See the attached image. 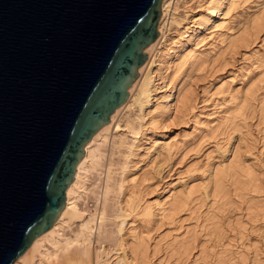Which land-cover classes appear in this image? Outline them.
I'll return each mask as SVG.
<instances>
[{
	"label": "water",
	"instance_id": "water-1",
	"mask_svg": "<svg viewBox=\"0 0 264 264\" xmlns=\"http://www.w3.org/2000/svg\"><path fill=\"white\" fill-rule=\"evenodd\" d=\"M163 0H0V264L66 204L85 147L125 106Z\"/></svg>",
	"mask_w": 264,
	"mask_h": 264
},
{
	"label": "bare ground",
	"instance_id": "bare-ground-1",
	"mask_svg": "<svg viewBox=\"0 0 264 264\" xmlns=\"http://www.w3.org/2000/svg\"><path fill=\"white\" fill-rule=\"evenodd\" d=\"M192 1L163 0L158 27L161 35L146 49L148 60L139 69V77L129 89L125 106L119 107L110 122L86 145L75 180L67 189L65 208L53 227L36 238L14 264H149V241L142 237L139 227H134L136 221L142 217L146 223H152L159 214L166 217L172 211L177 215L190 208L202 192L205 200L212 198L215 203L220 202V206L243 210L242 205H245L250 220L264 219L261 198L264 192L263 175L257 170V165L247 164L236 154L239 150L233 151L228 163L210 168L209 180L202 191L196 187L178 190L173 187L171 195L164 203H158L156 210L145 206L143 197L133 192L129 194V182L133 184V179L136 180L130 176L140 170V153L147 140L153 138L154 144L161 142L162 151H172L169 143L162 141L166 136L164 131L167 120L179 114H191L197 108V100L192 96L193 92H190L193 90L189 87L187 75L189 73L190 77L194 70L198 71L205 66L210 55V49L205 44L208 36L222 33L226 28L222 20L237 3L244 0H203L205 6L200 9L198 16L193 8L187 7L189 12L184 15L183 23L177 14L181 8L179 5L182 2L186 6ZM263 30L264 7L254 14L237 38L229 40V47L235 48V51L247 48ZM247 72L245 77L252 82V86L250 83L243 98H237L236 93L231 95L229 101L234 103L232 106V103H226L230 104L229 107L209 115L215 117L205 125L209 135L217 133L222 124L226 129H240V122L244 121L247 127V120L252 115L256 116V113L264 120V93L260 92H264V74L262 77L261 73L252 76L251 70ZM230 88L221 86L211 96L225 94ZM237 93H240L239 90ZM228 94L231 93L228 91ZM240 97L243 99L241 102ZM161 154V151L158 152V155ZM129 186L134 188L135 181L134 185ZM90 200L93 201L92 205ZM211 218H216V215L208 218L212 222ZM216 219L212 223V232L219 235V238L224 237L222 218ZM129 224L132 232L126 236V225ZM239 225L238 230L243 237L247 225L242 226V222ZM195 238L177 240L173 251H178L180 259L191 257L197 248ZM227 258L218 255L216 263L231 264L232 255Z\"/></svg>",
	"mask_w": 264,
	"mask_h": 264
},
{
	"label": "rangeland",
	"instance_id": "rangeland-1",
	"mask_svg": "<svg viewBox=\"0 0 264 264\" xmlns=\"http://www.w3.org/2000/svg\"><path fill=\"white\" fill-rule=\"evenodd\" d=\"M204 1L193 0L186 6L181 2L179 5L181 8L177 12L179 20H183L184 23V15L189 12L187 7L193 8L198 16L200 9L205 6ZM262 7H264V0H244L237 3L235 8L222 20L226 27L222 33L208 36L205 42L210 49L207 63L200 70L190 73V77L189 73L187 75V82L193 90L190 92H193L192 96L197 100V108L191 114L189 112L170 118L165 124V131L163 130L166 136L162 141L169 143L172 151H162L161 142L154 144L153 138L145 143L143 152L140 153V170L130 176L132 179L136 178L137 181L133 180L137 187L129 186L134 185L132 179L133 184L129 182L128 185L129 194L133 192L143 197L145 206L155 208L154 210L158 209L156 207L158 203L166 201L173 187L177 190L196 187L202 191L209 180L210 168L228 163L233 151L236 150H239L236 154L247 164H253L255 167L257 165V170L263 175L264 180V120L259 117V113H256V116L252 115L251 120H247V127L246 123L241 121L240 124L243 125L244 122V125L243 127L241 125L240 129H231V127L226 129L222 124V129L219 126L217 133L209 135L206 133L209 130L205 126L215 118L209 117L210 114L229 107L232 103V100L231 103L229 101L231 95L236 93L237 98L242 97L250 83L252 86V82L245 77L248 74L247 71L251 70L252 76H258L261 73L262 77L264 74V30L247 48L243 47L235 51V48L229 47V40H232V37L237 38L249 20ZM172 31L174 32L175 29ZM221 86L231 88L227 90V93L225 91V94L219 93L211 96L217 93L216 89ZM228 91L231 94H228ZM260 92L264 93L263 90ZM241 97L240 102L243 100ZM200 123L204 124L201 126ZM153 144L154 148H152ZM160 151L162 154L158 155ZM202 193L200 196L198 194V200L190 208L177 215L172 211L166 217L159 214L152 223L148 221L146 223L142 217L136 221L134 227H139L142 237L147 242L149 241L151 258L149 264H217L218 255L225 258L228 256L231 258L232 255V262L236 264H264V219L250 220L245 205H242L243 210L220 206V202L215 203L212 198L205 200ZM261 198L264 204V192ZM90 202L92 205L93 201L90 200ZM156 213L159 212L156 211ZM212 215L222 218V230H225V232L222 231L224 234L222 239L212 232V223L216 219L211 218L212 222L208 220ZM240 220H242V226L247 225V231L244 230L243 237L238 230L241 228L239 225L241 222L237 224ZM129 227L132 229L131 224L126 225V236L128 234L130 236L132 232ZM186 238L187 240L195 238L197 248L188 259L185 260L182 256L181 259H184L182 261L178 256V251H173V249L177 245L175 244L177 240L182 241ZM243 257L245 259H241Z\"/></svg>",
	"mask_w": 264,
	"mask_h": 264
}]
</instances>
